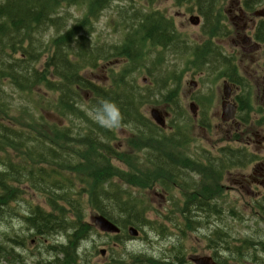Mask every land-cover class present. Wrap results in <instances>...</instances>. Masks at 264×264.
Here are the masks:
<instances>
[{"label":"trees","instance_id":"1","mask_svg":"<svg viewBox=\"0 0 264 264\" xmlns=\"http://www.w3.org/2000/svg\"><path fill=\"white\" fill-rule=\"evenodd\" d=\"M130 1L133 2L132 0H0L1 112H6L9 106L3 101L2 95L4 93L2 81L7 79L12 81L17 90L22 91L42 85L46 90L55 92L56 106L60 114L65 118L72 116L85 122L79 125V130L62 126L52 127L53 137H50L44 124L40 125L42 132L37 135L35 131L40 127L30 128L32 131L17 129L0 121V148L18 152L32 162V167L28 168V163L23 159L14 162L6 157L4 161L2 160L5 170L0 171V207L19 198L22 193L20 187L24 185L34 192L43 194L51 210L45 211L38 205L30 206L24 222L38 236L47 237L58 232L68 233L70 244L68 248L63 246L49 248L64 253L65 256L68 254L70 258L79 242L88 239L94 231V228L82 218L84 192L87 193L86 203L93 211L126 227L144 225L146 210L141 201L124 188V185L139 189L155 186L178 187L183 192L190 193V195L184 193L181 210L183 214L188 213L185 221L190 223L189 215L193 212L192 208L197 206L198 211L207 207L215 210L216 205L211 206L210 200L219 191L218 184L222 171L245 163V155L242 156L237 150L228 147L220 148L216 156L204 150V154L200 156L205 162L194 160L181 151L176 152L174 146H184L191 142L188 134L190 118H184L180 124L172 120L173 130L165 134L142 114L143 104L151 100L148 94L142 92L158 90L160 93V90L167 86L156 82L157 79L165 84L175 79L173 68L161 72L162 55L167 52L182 56L193 54L201 64L215 65L220 64L221 52L212 43L188 47L189 43L182 39L171 20L165 18L161 12L155 10L143 12L128 7L119 11L122 17L123 13L127 16V10H130L134 22L123 28L124 32L126 31L123 43L111 45L94 43L91 37L94 32L93 26L101 12L113 4L118 6ZM176 1L178 3L193 1V5L204 20L202 32L211 37L217 35L219 27L215 14L219 0ZM19 4L23 6L22 10H15L14 8ZM71 6L79 7L85 12L66 26L70 17L65 9ZM61 8H63L62 12ZM130 14L126 19H130ZM48 29H53L55 35L46 44L41 43L42 41L37 38H41V32ZM141 41L161 49L152 61L153 71H149V76L154 78L151 89L139 87L134 79L129 77L140 65ZM211 46H216L217 49H211ZM188 50H192L193 53ZM44 53L49 55L45 59L43 68L38 69L36 64ZM116 57L126 59L127 65L112 76V82L108 87L98 85L81 74L85 68L96 67L99 61ZM170 86L171 89L162 95V102L167 103L170 111L174 112L175 109L180 110V108L176 102V88L173 84ZM84 94L89 96V109L95 116L104 115L106 103H114L119 108L121 115L119 126L130 125L136 134L132 139L139 144L132 145L134 150L119 152L111 146L106 137L114 138L112 131L98 121L89 120L85 110L79 106L86 104ZM42 145L51 146L45 150ZM54 145H67L66 151L74 160L72 157L68 159L69 156L56 149ZM140 152L146 163L140 162ZM35 160L53 162L59 168H67L69 172H75V175L68 177L61 175L55 168L43 173L42 169L37 167ZM115 160L125 167L115 165ZM189 172L202 176V181L197 183ZM12 184L16 187L12 188ZM77 184H82V189L77 188ZM113 208L118 209V214H126L123 221L116 217ZM127 210L132 214H127ZM5 254L10 253L5 251ZM55 255L57 256V253ZM55 260L60 263L58 259Z\"/></svg>","mask_w":264,"mask_h":264},{"label":"rangeland","instance_id":"2","mask_svg":"<svg viewBox=\"0 0 264 264\" xmlns=\"http://www.w3.org/2000/svg\"><path fill=\"white\" fill-rule=\"evenodd\" d=\"M132 1L118 6L112 3L113 5L110 8L104 9L101 12L100 17L93 26L94 32L91 37L94 43L98 45L123 43L126 33L123 28L128 26L127 24L134 23L130 10H127V16L123 13V20L119 15L120 9L126 7L143 12L149 10L161 12L165 18L171 20L176 31L184 40L189 39L191 42L203 43L208 39L202 33L203 18L193 5V1L190 3L187 1L178 3L176 0ZM235 1L219 0L215 14L220 21L219 25H221V21L224 19L223 22L227 26L225 12L231 7V4L235 5ZM22 7L19 4L14 9L22 10ZM63 8H61V12ZM65 11L69 13L70 17L66 22V26H69L73 20L78 19L85 12L83 9L74 6L66 8ZM129 14L130 19H126L129 17ZM191 16H199L201 18L200 24L192 25L189 21ZM227 29L233 30L231 22L228 23ZM53 32H55L53 29L42 31L41 34L39 33L41 38H37V40L46 44L54 37L55 34ZM232 38L233 36H220L216 38V41L226 53L238 56L237 48L230 41ZM141 43L142 59L140 60V65L129 77L130 79H134L139 87L151 89L154 78L149 76V71H153L152 61L155 60L157 53L161 49L144 41H141ZM47 49L48 44L46 46ZM46 53L41 56L39 62L36 64V68H43L45 59L49 55V53ZM160 60H163L161 72L162 70H172L173 68L178 73H183L178 92L182 111L190 114L189 104L191 102V95L199 94V102L202 101L203 105L198 103V108L204 115V111H207L209 114L208 120L211 124L208 129H205L190 122L188 134L191 142L184 146H174L176 152L181 151L194 160L203 161L200 154H204V150L215 156L218 154V149L222 146L240 148L242 145H226L228 139L224 134L221 120L223 80L219 78V75L215 73L213 76L207 77L195 73L194 71L196 70L193 71L191 69L192 60L188 56L169 54L167 52L160 57ZM187 63L190 64V68L185 69ZM126 65V59L116 57L99 61L96 67L85 68L81 71V74L98 85L108 87L112 82V76L120 72ZM3 81V101L9 106L6 112H1L2 110H0L1 122L17 129L24 128L31 130L30 128L35 127L38 129L40 127L35 131L37 135L42 132L40 125L44 124V128L50 137H53L52 127L62 126L79 130V125L85 123L78 118L72 116L65 118L61 115L56 106L57 94L46 90L42 85L32 86L21 91L15 88L12 81L7 79H3ZM192 81L196 84L195 88L191 85ZM156 82L162 83L164 86L171 84V81L165 84L158 79ZM142 93L148 94V97H151L150 102L143 104L141 108L142 114L146 118L151 119L150 114L152 109L159 110L160 114L161 112L163 114L168 112L169 114L165 116L166 126L162 129L165 134L170 133L172 131L171 121L173 114L170 113L168 104L162 102L159 97V91L154 90L152 92L150 90L148 92L143 91ZM84 95V103L86 104L79 106L85 110L89 120L99 121L100 117L95 116L93 111L89 109V96L87 94ZM204 101L207 105L204 104ZM104 123L106 124L107 121L105 120ZM106 128L112 131L114 137L110 139L107 136L106 138L109 140L111 146L119 152H130L134 150V146L132 145L139 144L136 140L132 139L136 134L130 125ZM47 141L49 142V140ZM48 146L51 145H42V148L47 150ZM34 147L39 149L37 145H34ZM54 147L65 153L67 157L70 155L66 151L67 145H54ZM7 150L5 151L0 148V171L5 170V165L2 163L6 157L14 162L24 160V162L28 163V168L32 167V162L28 158H24L18 152L15 153L12 150ZM45 154L47 155V152ZM139 154L140 162L146 163L142 153L140 152ZM71 157L72 155L68 159H71ZM34 162L38 165L37 167L42 169L43 173L55 168L61 170V175L62 173L67 176L75 175V172H69L66 168L64 170L60 169L58 165H54L55 163H50V161L35 160ZM43 163L44 165H39ZM114 164L122 168L125 167L116 160ZM239 172L240 170L236 169L224 172L218 184L219 191L213 198L214 202H211V206L216 205L215 210L207 207L202 211H198L197 206L196 208H192L193 212L189 215L191 216V219L189 218L190 223H186L185 221L188 218V213H181L185 198L184 193L190 195L187 191L183 192L178 187L159 188L155 186L154 188L139 189L130 187L127 184L124 185V188H127L136 199L141 201L146 210L145 224H147L138 226V228L135 226L138 230L141 228L139 236L131 238L126 235L117 239L112 235L95 232L88 239L79 242L78 247H76L77 250L74 251L72 257L67 261H62V256H56L55 252L49 247L50 245L61 246L62 243L69 240L68 233L58 232L47 237L31 236L32 232L24 222V217L28 214L30 206L38 205L45 211H50L51 208L47 205L43 194L34 192L27 186L20 187L22 193L19 198L17 197L6 206L1 205L0 207V251L10 253L6 256L0 254V264H23L21 261L17 262L14 260L13 256L16 253L19 254L20 259H25L26 264H74V259L76 260L75 264H110L111 257L114 258L112 262L115 260L114 264H139V262L147 264L149 260H152L149 264L151 262L157 264L158 260L161 261V264H167V261L170 262L169 264H183L181 257L185 264L189 261V258L196 255H211L217 260H222L224 264H264V208L258 210L255 207L256 205H253L252 199L246 197L234 185V180L239 177ZM189 174L192 175L197 183L202 181V176L194 175L192 172H189ZM11 187L15 188L16 185L12 184ZM76 187L82 189L83 186L82 184H77ZM82 195L85 202L83 208L84 216L82 218L92 225V215L94 212L86 203L87 193L84 192ZM113 211L116 212V217L120 221H123L126 214H118L117 208H113ZM126 212L129 215L132 214L130 210ZM219 235L224 236L221 237ZM31 239L34 240V243L30 241ZM102 249L106 250L104 256L100 255ZM55 259L62 262L58 263Z\"/></svg>","mask_w":264,"mask_h":264},{"label":"flooded vegetation","instance_id":"3","mask_svg":"<svg viewBox=\"0 0 264 264\" xmlns=\"http://www.w3.org/2000/svg\"><path fill=\"white\" fill-rule=\"evenodd\" d=\"M225 13L227 26L223 19L221 36H233L230 41L237 48L238 56L226 53L215 40L220 47V65L201 64L192 54L191 69L207 77L216 73L223 80L221 120L224 134L228 139L226 145H242L235 150L246 156L245 163L234 168L240 170L234 185L246 197L252 199L253 205L262 209L264 208V0H236L235 5L231 4ZM229 22L233 30L227 29ZM211 49L217 47L211 46ZM188 66L190 68L189 63ZM181 79L182 74L175 78L176 102L180 110L175 109L174 121L180 124L184 118L189 117L195 125L208 129L209 125L211 126L208 120L209 114L207 111H204L205 115L200 112L198 103L202 105L203 103L199 102V94L191 95L190 114L184 117L181 114L183 111L178 99ZM191 85L196 87L194 81ZM225 85L229 93L228 98L224 94ZM227 103L235 106L234 115L230 119L224 118L222 110L223 105ZM204 104L207 105L205 101ZM110 259V264H114L115 260L112 262L114 258ZM190 260L185 264H192ZM158 262L161 264V261Z\"/></svg>","mask_w":264,"mask_h":264},{"label":"water","instance_id":"4","mask_svg":"<svg viewBox=\"0 0 264 264\" xmlns=\"http://www.w3.org/2000/svg\"><path fill=\"white\" fill-rule=\"evenodd\" d=\"M191 22L194 24L198 23V18H191ZM224 94L225 97L228 98L229 97V93L227 92V86L225 85L224 87ZM223 111H224V118L230 119L233 117L234 112H235V106L232 104H224L223 105ZM151 116L152 118L161 126H164V119L161 116L160 112L156 109H152L151 110ZM93 221L95 224L98 225L99 229L101 231L104 232H118L119 229L113 224L111 223L107 218H105L102 215H95L93 217ZM129 233L131 235H136L137 231L134 228H130L129 229ZM104 253V251H102V254ZM195 264H219V263H215L211 257H207V256H203V257H197L194 259Z\"/></svg>","mask_w":264,"mask_h":264},{"label":"clouds","instance_id":"5","mask_svg":"<svg viewBox=\"0 0 264 264\" xmlns=\"http://www.w3.org/2000/svg\"><path fill=\"white\" fill-rule=\"evenodd\" d=\"M120 119L119 108L114 103L109 102L104 105V115L100 117L98 122L106 127H118ZM105 120H107L106 124L104 123Z\"/></svg>","mask_w":264,"mask_h":264},{"label":"bare ground","instance_id":"6","mask_svg":"<svg viewBox=\"0 0 264 264\" xmlns=\"http://www.w3.org/2000/svg\"><path fill=\"white\" fill-rule=\"evenodd\" d=\"M145 222H146V221H145ZM146 224H147V223H146ZM146 224H145V225H146ZM140 225H141V224H140ZM134 226H135V225H134ZM136 227L138 228V226H136ZM143 227H144V226H143ZM143 227H142V228H143ZM140 229H141V228H140ZM140 229H139V230H140ZM220 230H221V229H220ZM221 231H222V230H221ZM180 233H181V231H180ZM216 233H217V232H216ZM219 236H221V235H219ZM222 236H224V235H222ZM222 236H221V237H222ZM117 239H118V238H117ZM119 239H121V238H119ZM122 239H123V238H122ZM224 240H225V239H224ZM117 241H118V240H117ZM125 241H126V240H125ZM119 242H120V241H119ZM14 245H15V244H14ZM130 256H131V255H130ZM166 258H167V257H166ZM173 258H174V257H173ZM168 260H169V259H168ZM149 261H150V260H149ZM164 261H165V260H164ZM145 262H147V261H145ZM147 264H148V263H147ZM151 264H152V262H151Z\"/></svg>","mask_w":264,"mask_h":264}]
</instances>
